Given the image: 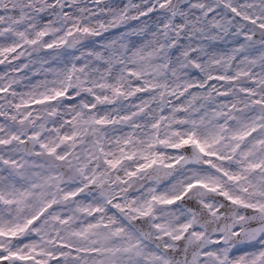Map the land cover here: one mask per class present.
Masks as SVG:
<instances>
[{
	"label": "snow or ice",
	"instance_id": "1",
	"mask_svg": "<svg viewBox=\"0 0 264 264\" xmlns=\"http://www.w3.org/2000/svg\"><path fill=\"white\" fill-rule=\"evenodd\" d=\"M0 264H264V0H0Z\"/></svg>",
	"mask_w": 264,
	"mask_h": 264
}]
</instances>
